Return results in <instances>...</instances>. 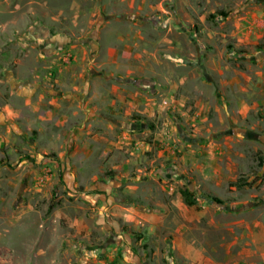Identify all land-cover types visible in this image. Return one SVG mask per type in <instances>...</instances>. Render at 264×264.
Masks as SVG:
<instances>
[{
	"label": "rangeland",
	"instance_id": "obj_1",
	"mask_svg": "<svg viewBox=\"0 0 264 264\" xmlns=\"http://www.w3.org/2000/svg\"><path fill=\"white\" fill-rule=\"evenodd\" d=\"M0 264H264V0H0Z\"/></svg>",
	"mask_w": 264,
	"mask_h": 264
},
{
	"label": "trees",
	"instance_id": "obj_2",
	"mask_svg": "<svg viewBox=\"0 0 264 264\" xmlns=\"http://www.w3.org/2000/svg\"><path fill=\"white\" fill-rule=\"evenodd\" d=\"M238 188H243L245 187L247 184H245L244 182L242 183H236ZM182 196L184 197V200L186 201V203H188V205H192V200H191V195L187 192H183ZM210 200L217 205H223V202L217 198H210Z\"/></svg>",
	"mask_w": 264,
	"mask_h": 264
}]
</instances>
